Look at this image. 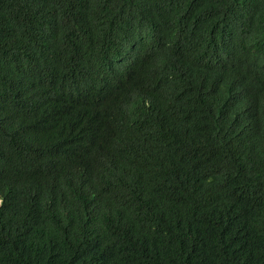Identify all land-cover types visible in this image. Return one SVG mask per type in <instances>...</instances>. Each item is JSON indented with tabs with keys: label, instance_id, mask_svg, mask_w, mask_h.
<instances>
[{
	"label": "trees",
	"instance_id": "1",
	"mask_svg": "<svg viewBox=\"0 0 264 264\" xmlns=\"http://www.w3.org/2000/svg\"><path fill=\"white\" fill-rule=\"evenodd\" d=\"M0 264H264V0H0Z\"/></svg>",
	"mask_w": 264,
	"mask_h": 264
}]
</instances>
